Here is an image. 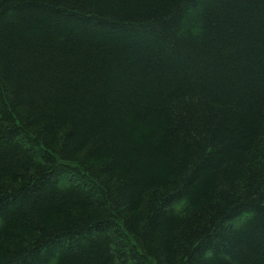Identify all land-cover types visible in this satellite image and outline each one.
<instances>
[{"label":"trees","instance_id":"16d2710c","mask_svg":"<svg viewBox=\"0 0 264 264\" xmlns=\"http://www.w3.org/2000/svg\"><path fill=\"white\" fill-rule=\"evenodd\" d=\"M0 264H264V0H0Z\"/></svg>","mask_w":264,"mask_h":264}]
</instances>
